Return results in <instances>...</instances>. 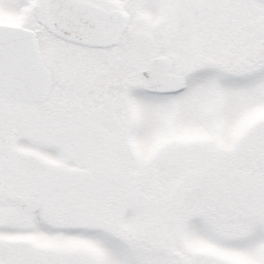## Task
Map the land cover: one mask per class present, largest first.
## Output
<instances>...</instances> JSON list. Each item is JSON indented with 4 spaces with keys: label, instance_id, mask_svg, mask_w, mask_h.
<instances>
[{
    "label": "snow or ice",
    "instance_id": "6c2138e0",
    "mask_svg": "<svg viewBox=\"0 0 264 264\" xmlns=\"http://www.w3.org/2000/svg\"><path fill=\"white\" fill-rule=\"evenodd\" d=\"M0 264H264V0H0Z\"/></svg>",
    "mask_w": 264,
    "mask_h": 264
}]
</instances>
